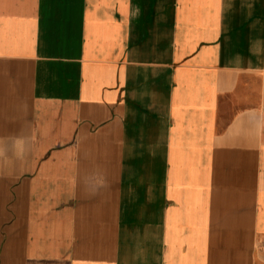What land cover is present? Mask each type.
Returning a JSON list of instances; mask_svg holds the SVG:
<instances>
[{
  "label": "crops",
  "instance_id": "crops-1",
  "mask_svg": "<svg viewBox=\"0 0 264 264\" xmlns=\"http://www.w3.org/2000/svg\"><path fill=\"white\" fill-rule=\"evenodd\" d=\"M0 264H264V0H0Z\"/></svg>",
  "mask_w": 264,
  "mask_h": 264
}]
</instances>
